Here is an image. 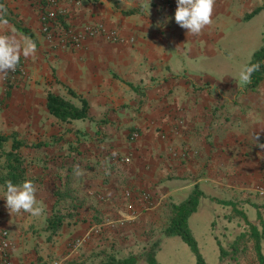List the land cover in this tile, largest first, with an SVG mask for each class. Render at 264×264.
Wrapping results in <instances>:
<instances>
[{
  "label": "crops",
  "instance_id": "obj_1",
  "mask_svg": "<svg viewBox=\"0 0 264 264\" xmlns=\"http://www.w3.org/2000/svg\"><path fill=\"white\" fill-rule=\"evenodd\" d=\"M1 1L0 33L26 35L19 29L26 27L37 43L34 55L21 57L25 76L6 96L8 120L28 128L24 138L47 140L26 151L34 164L27 179L35 183L42 213L11 215L0 197V230L10 234L12 264H53L70 238L116 215L125 187L153 190L157 206L122 227L104 228L63 264H98L91 261L102 249H127L129 256L132 247L151 241L150 226L160 220L164 203L178 204L195 189L222 203L225 218L231 211L262 229L264 77L254 89L240 84L235 66L247 62L235 60L233 33L252 20V32L261 39L252 60L264 47V0H215L211 23L195 35L175 22L176 8L168 10L160 0H64L59 9L66 28L102 23L124 37L113 42L98 34L76 48L62 46L61 37L45 39V0ZM48 91L76 106L85 99L87 117L60 122L46 108ZM63 173H71L84 202L76 220L48 240L47 218ZM242 246L233 244L235 255L222 264H259L254 238L248 258Z\"/></svg>",
  "mask_w": 264,
  "mask_h": 264
},
{
  "label": "rangeland",
  "instance_id": "obj_2",
  "mask_svg": "<svg viewBox=\"0 0 264 264\" xmlns=\"http://www.w3.org/2000/svg\"><path fill=\"white\" fill-rule=\"evenodd\" d=\"M252 15V11L250 12ZM62 15L58 16V19L54 21V27L52 32L54 34V39L59 38L65 35V32H69L71 29L66 28L62 23ZM63 26V30L56 29L55 26ZM43 33V32H42ZM44 35V34H43ZM45 37V35H44ZM233 37L236 38V54L235 60L240 59L242 62H248L252 58V52L255 48L259 47L261 44V39L252 32V20L241 23L234 33ZM46 39V38H45ZM52 41H55V40ZM64 39V38H63ZM52 41H47L51 43ZM62 46L71 47L70 42H65L64 40L60 41ZM20 65L22 70L25 71L23 61L21 59ZM241 66H235V73L240 72ZM24 77H18L14 82L8 79V75L4 78H1L2 90L0 91V132L14 137H19V140L24 142V146L21 147L20 153L24 157L27 171L33 169V160H29L30 155L26 154V151L29 148L41 147L44 142H47L46 139L38 138H24L28 128L24 124H10L9 118L10 113L7 114L9 110V103L6 102V96L10 94V89L18 86V83ZM9 117V118H8ZM48 119V118H47ZM45 123L40 128H43ZM47 129L53 127V122H49ZM50 127V128H49ZM39 133V132H38ZM29 135V134H28ZM52 138L53 135H48L47 137ZM57 136V135H56ZM12 139H8L5 144L4 149H10ZM40 144L35 146V144ZM4 164V159L0 156V168ZM71 175V173L62 174L61 176ZM259 190V189H258ZM3 192V189L0 188V193ZM260 192V191H259ZM175 204L171 200H168L166 205L164 203L163 209L161 211V218L158 222L153 223L150 226L148 237L151 236V241L147 244L157 243V246L154 250V259L158 264H196L197 255L191 250L189 244L181 237L179 234H169L164 235V229L168 226L170 222V216L172 214L171 208ZM223 204L218 202H210L206 196H201L199 198L196 209L189 214L187 217V227L196 241L198 252L204 260V264H222L221 260L230 259L235 255L233 248L234 245H243V252L248 258V253L251 251L252 254V236L250 231V226L245 222L240 215L228 211L225 213V218L223 216ZM248 216L252 217V207L248 208ZM248 224L244 226V224ZM66 232L65 234H67ZM154 243V244H155ZM147 244H145L147 246ZM263 244V241H262ZM148 245V246H150ZM138 246V245H137ZM143 245L136 247L134 250L132 247V254L140 252V248ZM147 246V247H148ZM130 248V247H129ZM239 248V247H237ZM120 250L113 252L108 251L107 249H102L93 255L92 261H97L98 264H103L110 257L122 258L125 254L131 252ZM113 254V256L111 255ZM91 260V259H90ZM148 260L139 258L136 264H147Z\"/></svg>",
  "mask_w": 264,
  "mask_h": 264
},
{
  "label": "trees",
  "instance_id": "obj_3",
  "mask_svg": "<svg viewBox=\"0 0 264 264\" xmlns=\"http://www.w3.org/2000/svg\"><path fill=\"white\" fill-rule=\"evenodd\" d=\"M0 0V4H1ZM0 17V20H3ZM21 32L30 36L33 39L32 32L26 27L19 28ZM253 62H260L261 67L259 71L255 72L252 76L251 82L247 87L254 89L258 82L264 77V47L254 52ZM69 93H75L69 89ZM46 108L48 113L55 117L60 122H71L74 119L86 118L88 104L85 99L81 98V105L76 106L70 100L48 91L46 94ZM10 138L0 132V156L4 159V164L0 168V188L3 189V182L6 179H11L13 183H19L27 179V167L24 157L20 153V149L24 146L22 140L13 136L10 149H4L6 142ZM40 144H35L39 146ZM202 192L198 189L192 193L182 202L173 204L170 216V222L164 229V235L179 234L189 244L191 250L197 255L196 264H204V260L198 252L195 239L192 237L187 227V217L192 213L198 204ZM55 201L50 216L47 218L46 230L48 232L47 239L50 240L57 236L62 227L66 224L74 222L78 215V209L82 206L84 198L79 194V191L73 187L71 177L65 175L63 186L57 187L54 191ZM84 221L86 219H83ZM101 220L100 218L97 220ZM251 236L255 241V250L259 264H264V226L261 230L256 225L250 224ZM159 241V240H158ZM158 241L154 244L143 245L140 252L130 254L124 258L110 257L103 264H136L139 258L148 260L147 264H158L154 259V250ZM263 241V244H262Z\"/></svg>",
  "mask_w": 264,
  "mask_h": 264
},
{
  "label": "built area",
  "instance_id": "obj_4",
  "mask_svg": "<svg viewBox=\"0 0 264 264\" xmlns=\"http://www.w3.org/2000/svg\"><path fill=\"white\" fill-rule=\"evenodd\" d=\"M64 0H45L46 9L41 15V31L45 35L47 41L54 39L52 32V26L54 27V21L58 19L61 13L59 4ZM78 2L79 0H73ZM162 5L168 9L176 8V0H160ZM65 31V30H64ZM63 31V32H64ZM101 34L105 38L113 42H122L123 36L112 28L105 27L102 23H86L80 29L70 30L65 32V35L61 36V40L70 42L72 47L81 46L83 40L87 37H92ZM64 38V39H63ZM25 71L22 70L20 63L14 71L8 73V79L14 82L18 77H24ZM132 139L138 137V132L133 131L130 133ZM129 156L124 157V161H129ZM259 191L264 194V186L259 187ZM97 198L103 201L102 195H96ZM122 197L124 198L123 205L116 209V215L113 217L105 216L96 223L91 224L88 229L82 234H78L70 238L66 245L65 254L53 260V264H63L71 252L78 250L90 237L100 235L104 228L122 227L126 223L135 221L142 212L151 210L158 204L159 197L151 189H134L132 187H125L122 191ZM12 240L7 229L0 230V264H12L11 260Z\"/></svg>",
  "mask_w": 264,
  "mask_h": 264
},
{
  "label": "clouds",
  "instance_id": "obj_5",
  "mask_svg": "<svg viewBox=\"0 0 264 264\" xmlns=\"http://www.w3.org/2000/svg\"><path fill=\"white\" fill-rule=\"evenodd\" d=\"M215 0H176L174 12L175 22L190 34H199L211 23ZM7 23V21H4ZM37 43L28 35L18 36L15 33H0V78L14 71L21 61V57H29L36 53ZM260 62L249 60L239 72L240 84L247 85L252 76L259 71ZM36 186L30 179L13 183L11 179L3 182V197L11 215L29 213L38 216L43 209L37 206Z\"/></svg>",
  "mask_w": 264,
  "mask_h": 264
}]
</instances>
